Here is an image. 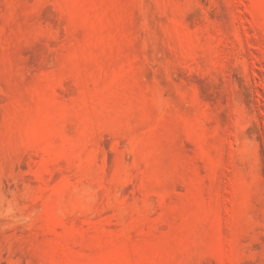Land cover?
I'll return each instance as SVG.
<instances>
[{
    "label": "rangeland",
    "instance_id": "obj_1",
    "mask_svg": "<svg viewBox=\"0 0 264 264\" xmlns=\"http://www.w3.org/2000/svg\"><path fill=\"white\" fill-rule=\"evenodd\" d=\"M0 264H264V0H0Z\"/></svg>",
    "mask_w": 264,
    "mask_h": 264
}]
</instances>
